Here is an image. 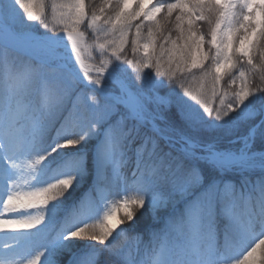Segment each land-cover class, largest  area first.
Segmentation results:
<instances>
[{"label":"snow or ice","instance_id":"obj_1","mask_svg":"<svg viewBox=\"0 0 264 264\" xmlns=\"http://www.w3.org/2000/svg\"><path fill=\"white\" fill-rule=\"evenodd\" d=\"M0 264H264V0H0Z\"/></svg>","mask_w":264,"mask_h":264},{"label":"rangeland","instance_id":"obj_2","mask_svg":"<svg viewBox=\"0 0 264 264\" xmlns=\"http://www.w3.org/2000/svg\"><path fill=\"white\" fill-rule=\"evenodd\" d=\"M42 3H47L49 0H41Z\"/></svg>","mask_w":264,"mask_h":264},{"label":"trees","instance_id":"obj_3","mask_svg":"<svg viewBox=\"0 0 264 264\" xmlns=\"http://www.w3.org/2000/svg\"><path fill=\"white\" fill-rule=\"evenodd\" d=\"M131 71V70H130ZM197 85L195 83L192 84V87H196Z\"/></svg>","mask_w":264,"mask_h":264}]
</instances>
